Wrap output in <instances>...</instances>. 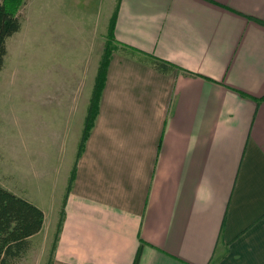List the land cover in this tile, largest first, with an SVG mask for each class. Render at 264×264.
Masks as SVG:
<instances>
[{
	"label": "crops",
	"instance_id": "0c3cea01",
	"mask_svg": "<svg viewBox=\"0 0 264 264\" xmlns=\"http://www.w3.org/2000/svg\"><path fill=\"white\" fill-rule=\"evenodd\" d=\"M113 34L174 67L112 53L51 264H264V0H120Z\"/></svg>",
	"mask_w": 264,
	"mask_h": 264
},
{
	"label": "rangeland",
	"instance_id": "374dc122",
	"mask_svg": "<svg viewBox=\"0 0 264 264\" xmlns=\"http://www.w3.org/2000/svg\"><path fill=\"white\" fill-rule=\"evenodd\" d=\"M24 1L0 71V184L45 218L11 264H46L77 152L69 153L71 109L89 102L115 0Z\"/></svg>",
	"mask_w": 264,
	"mask_h": 264
},
{
	"label": "trees",
	"instance_id": "16d2710c",
	"mask_svg": "<svg viewBox=\"0 0 264 264\" xmlns=\"http://www.w3.org/2000/svg\"><path fill=\"white\" fill-rule=\"evenodd\" d=\"M116 5L111 16L108 19L107 31L105 34V42L98 61L94 83L91 89L89 102L86 108V114L83 121V128L80 140L77 147L76 158L79 157L86 138L94 124L98 112V102L101 91L105 83L106 71L110 62L112 53L116 50H121L130 55H144V58L149 60L150 64L158 70H166L174 65L168 61L158 57L147 55L146 53L118 43L113 34L114 21L117 7L120 0H116ZM24 0H0V71L4 64V58L7 52L6 40L14 33L19 31L21 27V18L19 11L23 6ZM116 41V44H113ZM150 58V59H149ZM184 75L197 76L196 73L184 68H177ZM75 174V166L71 169L67 180L65 194L63 196L60 212L58 213V221L56 224V236L52 248H50L51 261L46 264H51L54 250L58 240V234L61 229L64 218V201L67 192L70 190ZM43 211L28 199L17 195L11 190L0 184V264H11L12 260L20 258L29 248V238L38 233L43 224Z\"/></svg>",
	"mask_w": 264,
	"mask_h": 264
}]
</instances>
